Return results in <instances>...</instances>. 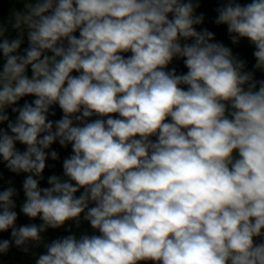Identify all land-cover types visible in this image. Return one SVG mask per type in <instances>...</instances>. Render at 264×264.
<instances>
[{
    "label": "clouds",
    "instance_id": "clouds-1",
    "mask_svg": "<svg viewBox=\"0 0 264 264\" xmlns=\"http://www.w3.org/2000/svg\"><path fill=\"white\" fill-rule=\"evenodd\" d=\"M16 2L24 11L0 21V164L24 174L19 213L41 223L17 226L18 190H0V255L264 264V79L197 30L202 0ZM218 2L214 23L264 72V0ZM56 143L71 154L41 187ZM84 222L91 234L72 231Z\"/></svg>",
    "mask_w": 264,
    "mask_h": 264
},
{
    "label": "trees",
    "instance_id": "trees-1",
    "mask_svg": "<svg viewBox=\"0 0 264 264\" xmlns=\"http://www.w3.org/2000/svg\"><path fill=\"white\" fill-rule=\"evenodd\" d=\"M241 3L250 2V0H240ZM221 4L218 2V0H202L200 7L197 9V14L204 13L205 15V21L204 24L201 26H197V30H200L201 28H207L208 30L212 31L215 34V40L217 42H222L226 46L232 48L233 54L238 56L240 59L246 61V70L254 71L256 79H264V72L255 70L253 68V65L255 64V58L253 56L254 47L245 39L241 40L239 44L233 45L231 43V40L229 39V35L227 32V26L226 25H216L214 23V20L217 16L216 9L220 7ZM13 11H24V4L23 3H17L16 0H0V21H3L5 24H8L9 17L12 15ZM10 27V25H9ZM11 36L15 37L16 32L12 31ZM24 47H27V39L25 38V42L22 45V49ZM176 67L177 72H184L186 69L183 67V63L180 60H176L173 62V65L170 67ZM25 99H28L29 101L33 99L32 97H27ZM23 101H21V104ZM57 115L55 117H50L51 119H59L62 113L58 109V107L55 109ZM10 113V110H9ZM11 118L14 119L15 116L11 114ZM18 148L23 150L22 145H17ZM53 149H55L60 156V159L57 161H52L49 159L47 161L49 167L46 168L44 172L45 179L41 182V187L47 186V177L52 174L56 175H62V161L63 159L71 154V148L70 146L68 148H61L58 143L54 144L52 146ZM52 165H55L52 167ZM0 173H2V179H0V190H4L9 186H13L18 190L19 195L15 197L17 208L16 211L18 212V220H17V226L30 224V223H41L39 219L37 220H30L28 217L24 216L23 214L19 213V208L21 203L23 202L24 196L22 191V181L24 179V174L16 175L7 170V168L0 164ZM12 181V184L9 185V181ZM69 225H66L65 228L61 229H49L47 233L43 234L44 238L47 242H51L53 239H57L59 237L65 236L70 234L65 229ZM72 231L76 232L77 235L80 234V232L87 230L89 234H91L92 230L90 226L87 224V222L82 223V226L80 229L75 228L74 225L71 226ZM0 239H11L10 231L5 233H0ZM46 251V249L43 246L33 248L30 250L29 253H24L21 249L16 248L13 246L7 254L0 255V264H35V259L39 254H42Z\"/></svg>",
    "mask_w": 264,
    "mask_h": 264
},
{
    "label": "rangeland",
    "instance_id": "rangeland-1",
    "mask_svg": "<svg viewBox=\"0 0 264 264\" xmlns=\"http://www.w3.org/2000/svg\"><path fill=\"white\" fill-rule=\"evenodd\" d=\"M25 38L27 39V35H26V33H25Z\"/></svg>",
    "mask_w": 264,
    "mask_h": 264
}]
</instances>
